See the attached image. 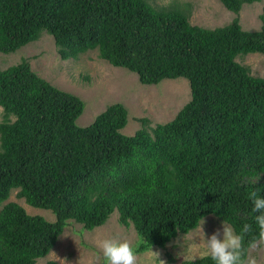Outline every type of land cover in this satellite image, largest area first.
<instances>
[{
    "label": "trees",
    "instance_id": "obj_1",
    "mask_svg": "<svg viewBox=\"0 0 264 264\" xmlns=\"http://www.w3.org/2000/svg\"><path fill=\"white\" fill-rule=\"evenodd\" d=\"M219 1L235 16L203 27L190 23L187 6L148 0H0L2 53L45 31L61 59L95 49L143 84L184 77L190 87L171 120L150 125L140 117V128L125 135L122 103L81 127L80 97L39 76L25 58L0 68V264H36L68 220L92 230L114 211L135 229L137 254L164 247L212 214L237 233L252 225L248 255L258 231L248 193L264 197V76L236 57L264 54V14L259 29L245 30L242 5L262 0ZM12 189L55 219L4 203ZM194 264L213 261L201 256Z\"/></svg>",
    "mask_w": 264,
    "mask_h": 264
},
{
    "label": "rangeland",
    "instance_id": "obj_2",
    "mask_svg": "<svg viewBox=\"0 0 264 264\" xmlns=\"http://www.w3.org/2000/svg\"><path fill=\"white\" fill-rule=\"evenodd\" d=\"M154 6H173L189 8V21L203 27H216L229 23L235 14L227 10L219 0H148ZM264 14V0L243 4L239 11V20L243 29L257 30L261 26L260 15ZM27 59L31 68L54 86L71 92L82 99L84 108L76 119L78 126H87L104 108L114 102L122 103L127 109V123L120 130L132 135L140 128V117H148L150 125L171 120L176 112L190 99V87L184 77L166 78L157 84H143L137 74L123 67L111 65L98 56L97 50H87L76 58L61 59L57 53L53 37L43 31L40 37L20 47L14 52H0V68ZM236 61L246 66L250 73L264 76V54L248 53L236 57ZM4 110L0 106V122L4 119ZM14 120L13 116L9 117ZM18 189H12L4 202H16L27 213L42 215L53 221L52 211L27 204L17 195ZM3 203L0 204V208ZM203 232L200 230L202 221ZM223 221L209 214L202 218L198 226L187 234H179L164 247H152L137 254V264H181L182 253L189 247L195 248L198 255L204 251L205 238L218 229L222 234ZM129 239L133 245L138 235L130 224L121 225L118 213L114 211L107 221L92 230L68 220L51 251L37 259L36 264H44L53 259L60 264H105L98 241L108 237ZM158 254V258L152 254ZM248 255L256 258L257 264H264V245L249 248ZM172 259V260H170Z\"/></svg>",
    "mask_w": 264,
    "mask_h": 264
},
{
    "label": "clouds",
    "instance_id": "obj_3",
    "mask_svg": "<svg viewBox=\"0 0 264 264\" xmlns=\"http://www.w3.org/2000/svg\"><path fill=\"white\" fill-rule=\"evenodd\" d=\"M248 199L252 203V212L257 213L254 216V221L258 231L247 247L255 249L264 245V197L256 191H251L248 193ZM203 224L204 219L200 227L202 232ZM250 232H252L251 224L245 223L240 233H237L223 221L222 234L218 229L205 238L204 251L201 255L210 258L213 264H257L255 257L245 255L244 236ZM97 246L105 264H137V250L127 238L117 236L103 238L98 241ZM152 254L158 258L157 253L152 251ZM182 257L183 264H194L198 258H201L193 247L184 250ZM159 264H165V262L159 259Z\"/></svg>",
    "mask_w": 264,
    "mask_h": 264
}]
</instances>
